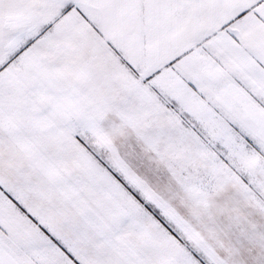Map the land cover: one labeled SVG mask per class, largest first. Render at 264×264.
Returning <instances> with one entry per match:
<instances>
[{"label": "snow or ice", "instance_id": "obj_1", "mask_svg": "<svg viewBox=\"0 0 264 264\" xmlns=\"http://www.w3.org/2000/svg\"><path fill=\"white\" fill-rule=\"evenodd\" d=\"M0 264H264V0H0Z\"/></svg>", "mask_w": 264, "mask_h": 264}]
</instances>
